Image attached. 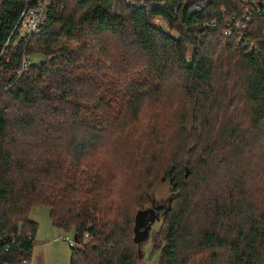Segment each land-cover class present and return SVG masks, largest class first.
Instances as JSON below:
<instances>
[{"label":"trees","instance_id":"trees-1","mask_svg":"<svg viewBox=\"0 0 264 264\" xmlns=\"http://www.w3.org/2000/svg\"><path fill=\"white\" fill-rule=\"evenodd\" d=\"M29 3L0 0V264H29L37 205L51 225L74 228L69 264H141L143 211L133 225L92 152L125 135L112 129L122 108L139 120L138 99L165 102V85L182 110L167 136L175 196L158 211V264H264V0H53L39 32L21 36ZM133 52L142 77L104 68ZM119 90L131 107L114 104ZM139 126L124 154L130 165L145 157L149 174L167 126Z\"/></svg>","mask_w":264,"mask_h":264},{"label":"rangeland","instance_id":"rangeland-1","mask_svg":"<svg viewBox=\"0 0 264 264\" xmlns=\"http://www.w3.org/2000/svg\"><path fill=\"white\" fill-rule=\"evenodd\" d=\"M158 25H162L166 31V24L162 21L155 22ZM21 36L24 35L23 32L20 33ZM108 41V45L110 47V53L113 51L115 47V43L109 39H105ZM93 43H91L92 46ZM94 45V44H93ZM115 50V49H114ZM188 55L191 54V47L187 48ZM119 58L123 55L122 49H119ZM135 52L128 53V56L131 58L130 60H121L118 59L115 66H112L113 69L105 64L104 68L108 70H113L117 73H120L119 70L125 71V73H121L117 79L119 81L123 80H131L135 75L142 77L138 71L141 69L132 67L131 64L138 62L141 66L139 60V56H135ZM50 57H47L48 60ZM134 58V59H133ZM51 59V58H50ZM30 63L39 64L44 61L43 56L28 57ZM123 67H126L124 69ZM136 70H138L136 72ZM133 75V76H132ZM119 81L117 83H119ZM116 83V84H117ZM168 84V83H167ZM164 95H166L165 102H161L157 105L152 106L149 98L143 96V98L138 99L136 105L138 109H141V118L139 120H133L131 117L132 110H128L122 108L121 115L118 120L113 123L112 129H124V134L120 139L108 138L106 142H103V147H100L99 151L92 152V163L97 164L99 161L103 162L101 165L104 168L103 173L110 177L112 183L111 186L116 187V193L113 195V199L116 202L125 201L127 204V209H129V213L131 216V221L133 223V218L137 212V210L141 209L143 212L140 215L141 223L140 225L144 227L143 232H147L148 240L143 242L140 245V251L143 253L141 264H158L159 256L161 253V247L164 245L161 237V228H162V219L158 214V211L161 209H165L168 206V202L170 199H173L175 196L172 191V185L170 180L164 178L165 172L169 168H165L168 161L170 160L172 153L170 151V139L168 134L173 133V127L175 123L180 122L182 110V104L180 102L182 94L180 91H173L170 86H164L161 89ZM117 98L114 99V104L117 106L131 107L132 105L128 104V99L125 96V91L121 90L117 91ZM149 95V94H148ZM150 96V95H149ZM169 99V100H168ZM133 104V102H132ZM116 107V106H115ZM116 111V110H114ZM149 124H161L163 126H167L165 129V137L166 140H162L161 145L157 147L156 159L159 158L161 162L158 166L154 167L153 170L150 171L149 174H146L145 170L141 168V160L142 155H136V160L140 161L136 165H130V161L132 158L124 154V150L128 152L134 153L133 145L138 143L141 139V128L139 125H149ZM64 128H68V126L63 124ZM172 127V128H171ZM131 129V132L128 130ZM131 133L135 135L131 136ZM126 135H129L126 137ZM118 136V135H116ZM152 138H149V140ZM216 139V137H215ZM146 143H149L146 140ZM161 147V148H160ZM200 152L198 151V154ZM195 153L192 156V159H196L198 156ZM143 163V162H142ZM100 164V163H99ZM164 168H162V166ZM118 202V203H119ZM259 209H262L259 207ZM29 219L34 222L37 226V232L34 237V247L31 253V259L29 264H69L70 260V249L69 244H66L65 241L68 239L72 243H74V228H69L67 230H63L61 228H56L51 225L49 219L48 209L37 205L31 208L29 212ZM134 225V223H133ZM132 225V228H133ZM133 237L132 229H131V239ZM87 241V238H84ZM73 246V245H72Z\"/></svg>","mask_w":264,"mask_h":264},{"label":"built area","instance_id":"built-area-1","mask_svg":"<svg viewBox=\"0 0 264 264\" xmlns=\"http://www.w3.org/2000/svg\"><path fill=\"white\" fill-rule=\"evenodd\" d=\"M30 3L27 5L25 10L22 13V16L19 20L17 27L20 28V31L24 35L32 36V34H37L40 30V26L46 19L47 11L51 6L53 0H34V4ZM124 1V0H119ZM248 16L237 20L234 26V29L238 30L242 27L243 20H247ZM231 34L230 30L224 32V36L229 37ZM88 235L84 234V238H87ZM66 244L74 245L70 240L65 241ZM22 264H28L27 262Z\"/></svg>","mask_w":264,"mask_h":264}]
</instances>
